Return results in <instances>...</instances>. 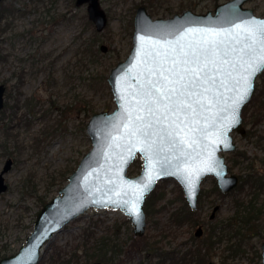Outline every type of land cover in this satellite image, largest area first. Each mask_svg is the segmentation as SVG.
Wrapping results in <instances>:
<instances>
[{
  "label": "rangeland",
  "instance_id": "obj_1",
  "mask_svg": "<svg viewBox=\"0 0 264 264\" xmlns=\"http://www.w3.org/2000/svg\"><path fill=\"white\" fill-rule=\"evenodd\" d=\"M224 1L227 0H99L107 22L103 29L97 30L88 17L86 3L2 0L3 4L12 3L14 10L3 13L1 24L5 28L0 34V82L7 86L4 106L9 102L7 109L5 106L0 112V118L4 117L0 120V170L8 158L12 159L3 173L7 188L0 192V258L25 242L36 211L59 193L68 175L90 149L86 124L91 114L115 107L107 77L132 47L137 6L145 5L153 17H169L186 9L213 11ZM243 6L251 7L257 15L264 14V0H246ZM93 39L95 50H87ZM101 45H106V49H99ZM257 83L261 89L264 71L258 74ZM254 94L242 110L245 133L234 130L236 147L222 152L228 172L238 176V183L223 192L212 175L205 177L201 189L206 194L194 214L196 222L179 225L170 217L182 204L183 190L172 178L160 180L150 200V214L146 216L143 234L146 241H156L159 248L166 250L185 249L198 241L196 237L208 234L209 225L216 234L225 232L205 263L212 260L215 264H261L264 209L252 225L240 229L238 252L227 249L237 237L230 238L228 231L222 230L233 217L236 199L246 201L254 196L256 188L248 182L251 173L264 177V116L259 114L264 111V88L258 96ZM136 158L128 167L131 175L141 169L142 160ZM257 196L255 204L260 205L264 191H258ZM215 205L219 208L210 218ZM198 224L204 228L201 236L194 234ZM101 234L109 236L111 242L116 241L114 251L106 253V257L115 255L110 261L114 264H148V259L154 264L159 259L157 247L149 253L139 251L142 240L132 238L135 234L130 218L120 208L108 206L89 207L55 232L43 246L38 264L40 261L90 264L97 258L83 257L85 237L92 241ZM55 248L61 251L59 258L52 260ZM74 251L81 256H71Z\"/></svg>",
  "mask_w": 264,
  "mask_h": 264
},
{
  "label": "snow or ice",
  "instance_id": "obj_2",
  "mask_svg": "<svg viewBox=\"0 0 264 264\" xmlns=\"http://www.w3.org/2000/svg\"><path fill=\"white\" fill-rule=\"evenodd\" d=\"M182 40L163 45L142 38L137 87L114 124L123 128V135L113 139L125 140L131 146L129 153L139 146L147 158L144 179L128 185L127 191L112 190L118 197L111 201L114 205H128L123 197L133 193L130 214L137 220L140 201L156 179L177 176L191 199L200 176L217 170L219 161L213 153L198 164L192 162L201 155L203 141L228 146L219 135L210 139L212 129L219 134L217 121L225 112H230V118L223 117L229 120L227 126L238 122L239 108L253 91L256 74L264 71V21L250 19L226 32Z\"/></svg>",
  "mask_w": 264,
  "mask_h": 264
},
{
  "label": "water",
  "instance_id": "obj_3",
  "mask_svg": "<svg viewBox=\"0 0 264 264\" xmlns=\"http://www.w3.org/2000/svg\"><path fill=\"white\" fill-rule=\"evenodd\" d=\"M2 0H0L1 2ZM246 0H227L218 3L212 10L200 13L191 9H186L182 13H175L169 17H153L146 6H137L133 20L132 47L124 60L118 61L108 74L107 80L110 85L115 107L112 110H101L91 114L86 124V131L91 141L90 149L81 157L77 167L68 175V181L61 187L59 193L46 201L35 214V220L31 232L26 236L25 242L19 248L0 258V264H38L41 258L40 252L43 246L50 240L55 232L61 230L63 226L77 215L89 207H114L120 208L133 223V233L143 235L146 226V213L144 204L147 194H149L160 180L172 178L181 186L185 199L193 209L198 206V195L202 181L208 175H212L223 192H227L238 183V176L228 172V165L224 151H230L236 147L233 141L232 132L236 130L242 135L245 128L242 124V110L250 100L239 108L238 122L229 124L230 112L222 114V118L217 121V129H212L213 135L210 139H226L227 147L224 144H212L203 141L201 145V155L192 163L198 164L208 158L209 153H213L215 159L219 161L216 171L205 172L197 181L194 196L190 199L184 184L175 175H164L156 179L150 189L144 194L140 201V218L130 214L133 204V193L128 192L124 199L129 200L128 205L113 204L112 200L118 197L112 194V190L127 191L128 185L138 184L145 177L147 172V158L139 151V146L132 149L126 144L125 140L116 139L123 135V128L119 130L114 124L119 120L124 112L126 98L130 99L129 94L137 87V80L141 71L140 62L142 59L141 48L142 38L151 40L159 44H174L177 40L187 43L199 40L203 34L210 31H228L235 24H245L250 19L264 21V14L257 15L251 7L243 6ZM76 4L86 3L88 17L94 22L97 30L104 28L107 22V15L100 7L99 0H75ZM183 30V31H181ZM190 33V34H188ZM101 50L106 49V45H101ZM258 72L254 78V88ZM253 88V90H254ZM5 83H0V110L4 107ZM227 126V127H225ZM207 148H204V145ZM119 145V146H117ZM142 157V165L138 174L131 175L127 172L129 165L137 155ZM12 159L8 158L3 168L0 170V192L7 188L3 173L11 165ZM217 172L220 175H217ZM114 182V183H110ZM219 206L215 205L209 217L213 218ZM203 233L202 225L199 224L194 230L196 236ZM261 264H264V240L261 243ZM90 264H114L110 261L96 260ZM205 264H215L208 260Z\"/></svg>",
  "mask_w": 264,
  "mask_h": 264
},
{
  "label": "trees",
  "instance_id": "obj_4",
  "mask_svg": "<svg viewBox=\"0 0 264 264\" xmlns=\"http://www.w3.org/2000/svg\"><path fill=\"white\" fill-rule=\"evenodd\" d=\"M6 4V3H5ZM3 4V2H0V34L2 33V31L4 30V25L1 24V17L3 15L4 12L6 11H12L14 10V6L12 3H7L6 5ZM3 5V6H2ZM94 42L95 40L93 39L89 45V48L87 47V50H91L94 51ZM92 46V47H91ZM101 49V48H99ZM261 89L259 88L258 83L256 84L255 82V89H254V97L258 96L260 91H262V89L264 88V84L260 85ZM253 97V95H252ZM251 97V99H252ZM256 98H254L253 102H255ZM16 101V102H15ZM14 102L16 103L15 106L18 105V99H16ZM9 105V102L7 103L6 101V109ZM4 106V107H5ZM14 106V105H13ZM246 106V105H245ZM6 109L4 110V112L6 111ZM3 111V109L1 110ZM0 111V112H1ZM259 114L264 116V111L260 110ZM4 119V117H1L0 120ZM7 122H4V124H6ZM6 126H4L5 128ZM5 148V147H4ZM6 150V148H5ZM139 161H141V158H136ZM251 173L250 178L252 177V179H250L248 182L252 183V185L256 188V191L253 193V197L251 196L250 199H247L246 201H243L242 199H236V203H235V210H234V214L232 215L233 217L229 219L227 225L225 227L222 228L226 229L227 234L230 236L233 235L235 237H237V241L235 243H230L227 247V249L235 251L234 253L238 252V247L237 244H240L242 236L240 234L241 232V228L242 227H247L252 225V223L256 220V218H259L260 216V211H262V209H264V201L260 204V205H256V199L258 198L257 194L258 191L259 193L263 190L264 191V177H260V176H254ZM216 188V186H215ZM181 191V188H180ZM155 194V189H153L146 197V201H145V205H144V209L146 212V216H149L150 214V200L152 198V195ZM182 191H181V200H182V204L179 208L174 209V211L171 212V217L170 220L172 222H174L175 224H179L182 225L184 223L193 225L196 220H195V216L194 214L197 212V209L199 207V203L202 199L203 196H205V192L200 191L199 196H198V206L197 208L193 209L189 206V204L185 201L184 196H182ZM46 202V201H45ZM43 202V204L45 203ZM206 229V227H205ZM209 229L207 231L208 234H206L204 237H196L195 235H193V237H196V239H198V241H195L193 243H190L188 245V247H186L185 249H179V247L177 249H164L163 247L159 248V245H156V241H146V237L141 235H134V237H132L134 240H142L141 242V249L139 251H145V253H149L150 250H152L151 248H158L157 249V256H158V261L154 262V264H204L205 261L210 258L211 254H213V246L214 244H216L217 242H220L219 240L223 237V233L225 231H222V233L220 234H216L215 233V229L212 227L208 228ZM230 229H233L231 231H229ZM87 235V234H86ZM88 236L85 237V250L84 253L82 254L83 257L85 255V257L87 258V256H89V258L92 257H96L97 260H108V261H113L114 256L115 255H111L106 257V253L110 250L111 252L114 251L115 249V240H113L112 242H114V244L110 241L109 236L105 235V234H101L98 237L94 238L92 241L88 240L87 238ZM214 239V240H213ZM90 243H89V242ZM134 243V241H133ZM117 246H122L120 244H117ZM99 247V248H98ZM90 248V251L88 250ZM118 250H120V248H118ZM60 251L58 248H55V250L53 251V253L51 254V258L52 260H56L59 258V254ZM101 254V256L99 255V253ZM71 256H73L74 258H77L78 256H81V254L77 253L76 251H74ZM148 264H151L150 259H148ZM69 261V260H67ZM66 262V261H65ZM42 262L40 261V264ZM62 262H59V264H62ZM64 264V263H63Z\"/></svg>",
  "mask_w": 264,
  "mask_h": 264
},
{
  "label": "flooded vegetation",
  "instance_id": "obj_5",
  "mask_svg": "<svg viewBox=\"0 0 264 264\" xmlns=\"http://www.w3.org/2000/svg\"><path fill=\"white\" fill-rule=\"evenodd\" d=\"M3 82V81H2ZM1 83V82H0ZM4 83V82H3ZM5 85H6V83H5ZM6 88H7V86H6ZM199 225V224H198ZM202 228H203V226H202ZM204 229V228H203ZM203 232H204V230H203ZM203 234V233H202ZM16 251V250H15ZM42 252V251H41ZM41 252H40V254H41ZM12 253V252H11ZM10 254V253H9ZM6 255H8V254H6ZM4 256V255H3Z\"/></svg>",
  "mask_w": 264,
  "mask_h": 264
}]
</instances>
